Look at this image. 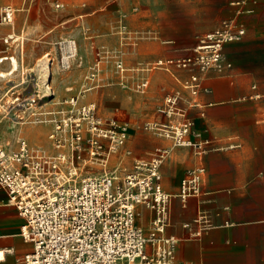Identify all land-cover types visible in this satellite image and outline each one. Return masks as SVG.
Masks as SVG:
<instances>
[{"label":"built area","instance_id":"1","mask_svg":"<svg viewBox=\"0 0 264 264\" xmlns=\"http://www.w3.org/2000/svg\"><path fill=\"white\" fill-rule=\"evenodd\" d=\"M257 4L258 0L234 1L235 15L252 13ZM61 7L63 4H57V8ZM16 12L12 6H2L0 27L11 25ZM126 27L122 25L121 31L126 33ZM244 36L243 24L237 18H227L201 36L187 55L158 59L137 70L187 71L190 75L185 87L197 97L202 88L200 74L211 70L225 73L231 69L225 46L241 41ZM19 40L14 33L3 38L6 45L18 44ZM68 44V53L62 60L64 68L70 66L76 50L73 41ZM13 58L8 54L0 56V79L17 70ZM4 61L13 67L4 72L5 77L1 70ZM125 66L118 57L115 67L123 77L121 85L139 93L148 90L149 78L134 75L129 83ZM99 75L97 63L87 72L85 89L80 95L97 86ZM39 79L28 73L17 82L9 80L0 96V111L5 119L11 118L22 128L42 125L49 130L48 145L32 144L25 138L18 139L16 149L0 145V186L25 219L21 228L24 240L33 244L26 263L187 264L176 255L180 240L166 233L171 224L174 196L164 190L161 167L175 147L192 148L199 157L218 149L197 130L189 115L188 108H198L200 103L189 101L184 107L180 91L167 94L159 108L167 121H148L143 128L171 140L172 146L158 148L151 158L135 159L128 165L125 158L132 154L127 148L131 136L129 123L114 117L102 118L94 103L82 104L79 96L60 102L49 78L42 81L44 88ZM113 160L115 163L110 167ZM205 175L203 166L188 169L177 197L184 203L191 197H199ZM140 208L152 214L148 228L138 224ZM193 223L202 226L193 232L194 238L212 226L203 213ZM190 226L184 225L188 229Z\"/></svg>","mask_w":264,"mask_h":264},{"label":"rangeland","instance_id":"2","mask_svg":"<svg viewBox=\"0 0 264 264\" xmlns=\"http://www.w3.org/2000/svg\"><path fill=\"white\" fill-rule=\"evenodd\" d=\"M234 1L237 0H0V8L9 5L17 10L14 22L7 27L24 36L25 68L21 70L22 74L27 72L40 77L41 88H44L42 81L51 76V85L60 102L79 96L82 104L94 103L98 115L104 119L118 116L130 121L138 153L148 157L156 151L154 147L160 146V140L163 139L144 130L143 124L155 121L156 112L165 118L159 120L167 121L159 112L163 104L161 86L168 75L164 72L181 81L180 88L176 90L181 92L184 107L197 97H193L185 87L189 72L177 69L167 72L158 68L137 70V67L145 68L158 59L187 55L201 36L216 29L223 20L237 18L245 28L243 39L234 43L239 47L230 49L232 55L243 56L239 63L242 70L237 73L251 79L252 89L257 90L260 83L264 87V0H258L252 13L238 16L235 15ZM57 4H63V7L57 8ZM122 25L127 26L126 33L121 31ZM166 40L173 42L164 43ZM70 41L76 42V50L70 66L64 68L62 60L68 53ZM229 44L225 46L227 60ZM0 48H4L1 41ZM40 57L46 76L35 67ZM118 57L126 65L128 82L132 81L134 75L140 79L148 77L152 79L150 90L139 93L121 85L123 77L115 67ZM97 63L100 66L99 81L95 82L97 86L80 95L79 92L85 89L83 86L87 72ZM225 73L211 70L200 74L202 88L199 94L202 91L210 92L205 87L210 77H221ZM6 88L5 81L0 80V89ZM263 95L255 93L253 98L264 100ZM193 109L188 108L189 113ZM3 114L0 111V145L16 149L18 139L25 137L21 127L16 126L11 118L5 119ZM35 127H41L44 135L48 136V127ZM30 143L41 145L39 141Z\"/></svg>","mask_w":264,"mask_h":264},{"label":"crops","instance_id":"3","mask_svg":"<svg viewBox=\"0 0 264 264\" xmlns=\"http://www.w3.org/2000/svg\"><path fill=\"white\" fill-rule=\"evenodd\" d=\"M8 28L0 27V41L4 45L0 48V56H15L19 66L7 79H0L5 84L11 79L19 81L23 77L21 70L25 68L23 36ZM10 33L19 37L18 44L6 45L3 42V38ZM172 42L166 40L164 43ZM238 47L232 43L228 50L232 52L231 48ZM229 52L228 59L233 68L221 77H210L205 84L210 92L202 91L196 98L200 106L189 113L197 130L204 138L213 141L212 146L218 149L199 157L191 148L175 147L161 167L164 190L174 196L170 210L171 224L166 233L180 240L176 255L187 264H264V100L253 98L255 93L263 95L264 87L260 83L257 90L252 89L251 79L237 73L242 70L239 63L243 56ZM12 68L8 61L1 65L3 72ZM164 73L168 75L161 86V104L167 94L180 88L181 83L173 75ZM50 78L53 84V78ZM149 80L150 90L152 79ZM2 91L0 89V96ZM114 118L131 124L118 116ZM159 119L165 120L156 112L154 120ZM28 128H22L23 136L30 142H37L25 135ZM45 138L39 143L48 145L46 134ZM161 139V145L154 150L172 146L171 140ZM133 140L131 134L127 148L132 154L125 158L128 165L135 159H149L153 155L152 152L148 157L142 156L138 153L137 142ZM230 145L234 147L230 148ZM197 166L206 168L202 194L184 203L177 197L181 180L188 169ZM140 212L138 224L148 228L152 214L143 208ZM200 213L210 220L212 226L200 237L194 238L193 232L202 227L193 223ZM24 223V217L11 204L7 191L0 186V264H27L25 258L33 252V244L22 236ZM187 223L191 224L189 229L184 227Z\"/></svg>","mask_w":264,"mask_h":264},{"label":"bare ground","instance_id":"4","mask_svg":"<svg viewBox=\"0 0 264 264\" xmlns=\"http://www.w3.org/2000/svg\"><path fill=\"white\" fill-rule=\"evenodd\" d=\"M21 12V11H20ZM24 37V36H23ZM24 40V39H23ZM24 42V41H23ZM76 43V42H75ZM23 44V43H22ZM17 48V47H16ZM186 50V49H185ZM190 50V49H189ZM23 52V51H22ZM24 54V53H23ZM49 54V53H48ZM51 54V53H50ZM24 56V55H23ZM49 56V55H48ZM44 58V57H43ZM48 60V59H47ZM50 60V59H49ZM54 61V60H53ZM23 62V61H22ZM42 62V59H39L38 60V62H37V64H36V69L38 70V72H40V74H43V75H45L46 73H44V68L42 69V67H41V63ZM45 62V61H44ZM13 64H14V67L15 68H17L19 65L17 64V61H16V59L15 58H13ZM45 64V63H44ZM46 65V64H45ZM4 66V65H3ZM44 66V65H43ZM45 67V66H44ZM62 68V67H61ZM21 69V68H20ZM64 69V68H63ZM16 71V70H15ZM47 71H48V69H47ZM51 72V71H50ZM14 73V72H13ZM12 73V74H13ZM21 73V72H20ZM25 73V72H24ZM11 74V75H12ZM16 74V73H15ZM26 74H27V72H26ZM47 74H48V72H47ZM53 74V73H52ZM51 74V75H52ZM50 75V74H49ZM2 76H7V74L6 73H4L3 72V74H2ZM19 76V75H18ZM46 76V75H45ZM7 79V78H6ZM46 79V78H45ZM49 79H51V78H49ZM12 80V79H11ZM52 81V80H51ZM44 82V81H43ZM17 126V125H16ZM13 128V127H12ZM14 128H15V126H14ZM22 128V127H21ZM28 138H30L31 140H37V141H42V140H45L46 138H45V135H44V131H42L41 130V127H31V128H28V130L26 131V134H25ZM152 141V140H151ZM11 142V141H10ZM10 144V143H9ZM12 144V143H11ZM10 144V145H11ZM164 181H166V180H164Z\"/></svg>","mask_w":264,"mask_h":264}]
</instances>
